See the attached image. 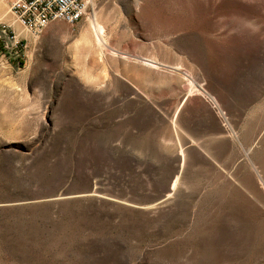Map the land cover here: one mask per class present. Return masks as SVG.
Instances as JSON below:
<instances>
[{
    "label": "rangeland",
    "instance_id": "1",
    "mask_svg": "<svg viewBox=\"0 0 264 264\" xmlns=\"http://www.w3.org/2000/svg\"><path fill=\"white\" fill-rule=\"evenodd\" d=\"M91 5L101 52L0 22V264H264V0Z\"/></svg>",
    "mask_w": 264,
    "mask_h": 264
},
{
    "label": "built area",
    "instance_id": "2",
    "mask_svg": "<svg viewBox=\"0 0 264 264\" xmlns=\"http://www.w3.org/2000/svg\"><path fill=\"white\" fill-rule=\"evenodd\" d=\"M11 16L18 25L34 36L50 24L63 22L75 26L89 7V0H6ZM23 47L9 26L0 27V50L3 54L20 57Z\"/></svg>",
    "mask_w": 264,
    "mask_h": 264
},
{
    "label": "bare ground",
    "instance_id": "3",
    "mask_svg": "<svg viewBox=\"0 0 264 264\" xmlns=\"http://www.w3.org/2000/svg\"><path fill=\"white\" fill-rule=\"evenodd\" d=\"M5 1L6 0H0V22L8 23L10 25L11 24L10 21L12 18H10V15H9L10 13L8 11L6 4H5ZM90 13H91V15L88 19V28L90 31L89 32L90 36L88 35L89 36V37L87 36L88 38L83 37V38H85L84 39V43H85L84 48H86L87 51L97 48V50H99V52H101L102 48H106L108 46L107 34H106L105 27L103 26V24L92 13L91 0H89V7L84 12L83 18ZM81 40H79L77 43L73 42L75 49H78L80 47L79 45H80ZM85 51H84V53H85ZM112 53H113V51H112ZM145 64L152 66V67H157V65L151 61H145ZM171 190H173V188H171Z\"/></svg>",
    "mask_w": 264,
    "mask_h": 264
},
{
    "label": "crops",
    "instance_id": "4",
    "mask_svg": "<svg viewBox=\"0 0 264 264\" xmlns=\"http://www.w3.org/2000/svg\"><path fill=\"white\" fill-rule=\"evenodd\" d=\"M82 19H84V18H82ZM11 22V26H13V28L15 29V31L17 32V35H19V36H21L20 34L21 33H23V32H25V33H27L25 30H23V28H21L19 25H18V23L17 22H14V20L12 21H10ZM61 24V22H55V23H52V24H50V26H48V28H46V31H48L49 32V30L50 31H54V29L55 28H57L60 24ZM102 23V22H101ZM54 25V26H53ZM90 31H89V28H88V19H87V21H85V23L83 24V27L80 29V31H79V34H78V36H77V38L73 41L74 43H77L79 40H81V42H80V47L78 48V49H74V43H73V46H72V49H73V51H77V50H80V51H82V52H84L85 50H86V48H84L85 47V43H84V39L89 35L90 36V33H89ZM107 34V33H106ZM22 35H24V34H22ZM116 35L117 34H113V37H112V39H113V41H115V39H116ZM88 36V37H89ZM69 37V35L68 34H66V35H64L63 36V39H67ZM83 37H85V38H83ZM87 37V38H88ZM108 39V38H107ZM21 40L23 41L24 40V38H21ZM78 47V46H77ZM84 54V53H83ZM158 64V66H161V64L159 63V62H157V61H155V64ZM178 67V66H177ZM157 68V67H156ZM233 73L235 74V76L234 77H232V76H230L229 74H228V76H230L231 77V79H233V81H235V83H236V88H237V92H238V62L236 63V65H235V68L233 69ZM124 75H126L125 77H126V79H124V82L126 83V85H127V88L129 89H133V90H136L137 89V87H139L138 86V83H136V79H135V76H134V74H132L131 72H129L128 70H125L124 69ZM243 79H244V77L242 78V81H243ZM207 95V94H206ZM236 97H238V93H236ZM207 98L209 99V101L210 102H212L213 104H215L216 103V101L212 98V97H210L209 95H207ZM187 100V98H185V100L184 101H186Z\"/></svg>",
    "mask_w": 264,
    "mask_h": 264
},
{
    "label": "water",
    "instance_id": "5",
    "mask_svg": "<svg viewBox=\"0 0 264 264\" xmlns=\"http://www.w3.org/2000/svg\"><path fill=\"white\" fill-rule=\"evenodd\" d=\"M85 195H93L92 189H89V192L85 193Z\"/></svg>",
    "mask_w": 264,
    "mask_h": 264
},
{
    "label": "trees",
    "instance_id": "6",
    "mask_svg": "<svg viewBox=\"0 0 264 264\" xmlns=\"http://www.w3.org/2000/svg\"><path fill=\"white\" fill-rule=\"evenodd\" d=\"M2 53H3V52L0 50V54H2ZM19 65H20L19 67H21V66L23 65V63L20 62Z\"/></svg>",
    "mask_w": 264,
    "mask_h": 264
}]
</instances>
